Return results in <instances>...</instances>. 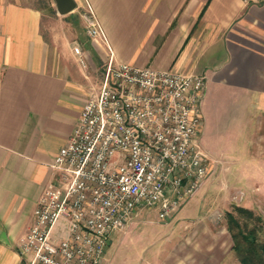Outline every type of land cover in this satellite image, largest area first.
Wrapping results in <instances>:
<instances>
[{
    "label": "crops",
    "instance_id": "obj_1",
    "mask_svg": "<svg viewBox=\"0 0 264 264\" xmlns=\"http://www.w3.org/2000/svg\"><path fill=\"white\" fill-rule=\"evenodd\" d=\"M74 1L76 8L61 20L85 35L92 52L90 70L59 73L49 61L41 10L20 0H0V264H24L19 238L31 225L33 209L52 178L50 164L87 99V82L98 76L100 87L110 56L204 75L202 103L208 107L213 94H235L245 158L255 168L264 167V4L87 0L105 33L103 42L86 35L80 14L85 0ZM203 191L178 210L195 202L198 212ZM179 220L183 227L170 244L140 264H240L225 224L216 227L210 214ZM66 233L64 221L52 228L56 240ZM108 257L106 250L102 264H108Z\"/></svg>",
    "mask_w": 264,
    "mask_h": 264
},
{
    "label": "built area",
    "instance_id": "obj_2",
    "mask_svg": "<svg viewBox=\"0 0 264 264\" xmlns=\"http://www.w3.org/2000/svg\"><path fill=\"white\" fill-rule=\"evenodd\" d=\"M80 14L86 35L106 42L87 0ZM72 52L82 54L78 44ZM205 85V76L192 71L110 56L19 238L24 264H101L112 234L137 209L156 210L163 220L172 216L215 171L217 160L200 143ZM58 221L67 233L56 240Z\"/></svg>",
    "mask_w": 264,
    "mask_h": 264
},
{
    "label": "rangeland",
    "instance_id": "obj_3",
    "mask_svg": "<svg viewBox=\"0 0 264 264\" xmlns=\"http://www.w3.org/2000/svg\"><path fill=\"white\" fill-rule=\"evenodd\" d=\"M20 1L22 4L35 6L42 12L41 28L47 40L49 61L54 64V71L73 72L78 71V67L90 70L87 63L88 60L91 61L89 54H92L88 49L89 42L84 34L79 33L78 27L71 28L61 20L64 15L55 12L53 0ZM74 44L80 46V58L72 52ZM98 88V76L90 77L86 86L87 97ZM235 98V94L223 91L220 95H211L209 107L205 102L201 104L206 116L200 143L217 162L214 173L198 188L204 189L198 212H194L195 202L180 211L182 204L180 210L176 211V218L170 216L164 220L158 217L156 210L137 209L128 224L112 234L105 248L109 256L108 264H140L147 258H155L151 252L167 247L172 237L182 229L184 222L179 219L192 213L193 216L210 214L218 221L214 223L215 226L220 227L222 224L226 225L225 213L234 211L235 205L251 209L255 216L262 218L257 240L264 241V167L255 168L245 158ZM223 166L227 167L226 172L221 171ZM236 215L240 221L246 220L248 227L259 225L243 213ZM234 255L237 258L235 252Z\"/></svg>",
    "mask_w": 264,
    "mask_h": 264
},
{
    "label": "trees",
    "instance_id": "obj_4",
    "mask_svg": "<svg viewBox=\"0 0 264 264\" xmlns=\"http://www.w3.org/2000/svg\"><path fill=\"white\" fill-rule=\"evenodd\" d=\"M234 211H227L226 227L233 241V251L236 253L240 264H264V241L257 240L262 218L254 214L251 209L235 205ZM245 214L253 218L259 225L248 227L247 221H240L236 214ZM259 226V227H258Z\"/></svg>",
    "mask_w": 264,
    "mask_h": 264
},
{
    "label": "water",
    "instance_id": "obj_5",
    "mask_svg": "<svg viewBox=\"0 0 264 264\" xmlns=\"http://www.w3.org/2000/svg\"><path fill=\"white\" fill-rule=\"evenodd\" d=\"M57 14L66 15L76 8L74 0H53Z\"/></svg>",
    "mask_w": 264,
    "mask_h": 264
}]
</instances>
